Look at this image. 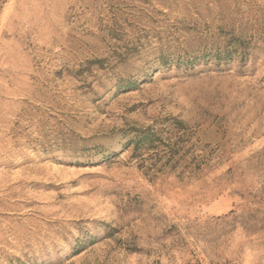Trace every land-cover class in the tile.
I'll use <instances>...</instances> for the list:
<instances>
[{"label": "rangeland", "instance_id": "rangeland-1", "mask_svg": "<svg viewBox=\"0 0 264 264\" xmlns=\"http://www.w3.org/2000/svg\"><path fill=\"white\" fill-rule=\"evenodd\" d=\"M0 264H264V0H0Z\"/></svg>", "mask_w": 264, "mask_h": 264}, {"label": "trees", "instance_id": "trees-1", "mask_svg": "<svg viewBox=\"0 0 264 264\" xmlns=\"http://www.w3.org/2000/svg\"><path fill=\"white\" fill-rule=\"evenodd\" d=\"M143 143H146V144H149V146H152V144L154 143V136L148 131L144 132V135L140 138V141H135L136 149L138 150V148L140 147V144H143ZM175 155H176V152L172 150V154L169 155L170 157L168 158L170 159L168 161L169 164L171 160L175 158L174 157Z\"/></svg>", "mask_w": 264, "mask_h": 264}]
</instances>
